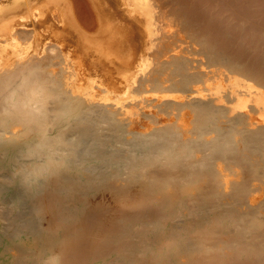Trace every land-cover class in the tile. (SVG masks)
Masks as SVG:
<instances>
[{
  "label": "bare ground",
  "instance_id": "1",
  "mask_svg": "<svg viewBox=\"0 0 264 264\" xmlns=\"http://www.w3.org/2000/svg\"><path fill=\"white\" fill-rule=\"evenodd\" d=\"M0 264H264V0H0Z\"/></svg>",
  "mask_w": 264,
  "mask_h": 264
}]
</instances>
